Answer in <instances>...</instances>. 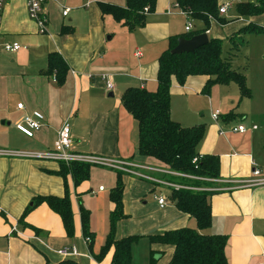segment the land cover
<instances>
[{
    "label": "crops",
    "instance_id": "obj_1",
    "mask_svg": "<svg viewBox=\"0 0 264 264\" xmlns=\"http://www.w3.org/2000/svg\"><path fill=\"white\" fill-rule=\"evenodd\" d=\"M61 1L50 0L44 5L47 34L41 36L28 18L27 0H7L3 6L0 151L30 155L52 151L62 123L68 121L75 153L161 168L158 162L137 155V123L122 107L120 99L130 87L154 91L158 58L167 50L168 40L190 34L184 31L187 22H204L182 16L179 10L173 12L174 0H156L154 10L145 14L144 25L128 30L110 15H102L99 8L100 4L125 8L126 0H79L71 3V8L63 7ZM223 4L218 0V7ZM63 9H69L66 17L62 16ZM192 27L191 33L200 35L204 31L201 30L203 25L198 29L193 23ZM62 29L66 30L65 34L61 33ZM206 35L209 39V30ZM5 44H18L21 50L6 53L3 51ZM54 52L68 67L62 87L46 74L47 57ZM208 79L191 76L182 86L172 79L170 88L171 119L173 100L177 99L185 116L176 123L185 128L204 125L206 132L199 145V154L219 159V178L201 187L212 194L209 198L211 227L204 233L227 237L224 250L227 264H264V183L261 184L264 171L260 160L255 158L252 145L257 129L246 127L248 131L243 135L229 132L230 127L238 124L225 120L226 115L232 113L241 117H237L239 121L244 119L232 108L233 100L240 99L239 91L236 94L230 91L220 98H216V90L203 95L201 90ZM106 80L113 85L111 92L105 89ZM229 85H215L212 89L229 88ZM195 99L204 101V106L207 104L210 115L219 111L220 118L222 112L225 113L221 123L217 124L219 119L214 122L210 117L214 124L206 127L200 119L202 115L197 118V111L187 114V103ZM18 104L23 105V111L17 109ZM33 112L41 113L44 120L29 139L21 135L15 125ZM221 131L223 135H219ZM59 165L35 158L0 157V264H109L112 251L101 263L90 255L82 233L80 209L89 215V230L95 237L92 251L98 254L109 232V215L113 210L109 193L115 186L117 170L106 172L107 168L99 167L111 176L108 195L101 185L94 189L91 169L89 181L77 189L71 176H67L74 224L72 239L66 236L59 216L44 203L20 223L23 212L32 206L34 198L64 197L63 180L56 175ZM253 169L259 171L258 176L252 175ZM153 177L165 179L161 174ZM123 183V208L128 217L119 221L116 240L129 235L146 239L170 230L196 228L194 219L175 208L169 199L170 192L166 194L160 186L125 174ZM100 187L103 191L98 190ZM87 196L91 200L85 206L83 199ZM159 196L168 200L163 208L157 203ZM148 245V252L155 254L157 262L162 260L159 264L169 262L172 247L150 245L149 242ZM66 247H74L78 255L64 258L56 253ZM144 257V264H147L148 255L145 253Z\"/></svg>",
    "mask_w": 264,
    "mask_h": 264
},
{
    "label": "trees",
    "instance_id": "obj_2",
    "mask_svg": "<svg viewBox=\"0 0 264 264\" xmlns=\"http://www.w3.org/2000/svg\"><path fill=\"white\" fill-rule=\"evenodd\" d=\"M179 7L192 19L201 20L209 29V17L216 19L220 25L224 20L217 15L218 0H174ZM156 0H126L125 8L100 4L102 15H110L117 23L123 24L128 30H133L144 25L145 14L154 10ZM235 9L241 16H254L263 12L264 0H255L252 4H236ZM65 34L66 30L62 29ZM246 33L264 34V29L254 28L250 25L241 29L228 42L230 49H237L236 39ZM199 33L183 35L181 39L189 40ZM180 37L168 40V48L158 58V71L156 75V89L148 91L140 88H127L121 96L122 107L132 116L137 123L138 145L137 155L158 162L166 171L187 175L196 180L174 178L165 176L164 181L181 187L196 188L197 190L170 189L169 199L175 208L194 219L196 228H181L166 231L158 235L147 236L150 245H162L173 248L172 256L167 264H227L225 246L227 237L223 235H208L204 232L211 227L210 192L201 188L200 179L212 181L219 178V159L214 155H200L199 145L204 139L206 128L196 125L185 128L174 122L170 115V88L174 79L180 86L191 76H205L208 81L201 90V94L209 95L215 85L235 84L239 91L240 99L251 98L250 89L247 87L246 77L231 68L232 58L224 57L222 41L209 38L208 43L192 54L172 55L170 52L177 45ZM229 54V52L227 53ZM228 56V55H226ZM68 67L58 53H50L47 57L46 74L55 84L62 87L65 83ZM236 114H228L225 120H236ZM241 118V117H240ZM196 159L195 162L193 160ZM92 166L73 163L68 167L59 165L56 175L63 180L65 194L61 199L54 197H36L32 206L23 212L20 223L39 204H46L49 209L59 216L68 238L74 237L73 214L67 176H71L73 186L77 189L89 181ZM116 182L109 193V201L113 210L109 215V232L98 254H93L92 247L94 234L89 230V215L80 209L82 233L89 239L88 250L94 261L101 263L112 251L109 264H132V246L139 239L136 236L120 240L115 238V228L119 221L126 218L123 212L124 183L121 172L115 171ZM75 264V263H71ZM149 264H157L154 253H150Z\"/></svg>",
    "mask_w": 264,
    "mask_h": 264
},
{
    "label": "rangeland",
    "instance_id": "obj_3",
    "mask_svg": "<svg viewBox=\"0 0 264 264\" xmlns=\"http://www.w3.org/2000/svg\"><path fill=\"white\" fill-rule=\"evenodd\" d=\"M229 1H232L233 4H232V7L228 10V12L222 18L224 20V25H222L223 27L217 24L218 23L217 21L213 22L212 20H209V29H208L210 31L209 38L211 39L216 38L222 41L224 57L231 56L232 58L231 68L235 71H238L244 74L246 77V83H247V87L250 89L251 98L239 99L238 97L235 100H233L232 102L233 110H235V112H238L239 114H242L244 116V119L242 121H239L240 119L238 120L237 118L236 120L232 122V124L233 125L243 124L248 128L252 126L256 127L257 132L255 133V137H254L255 141L253 142L252 145H253L254 152H255V158L260 160L262 164L261 169L264 171V34L257 35L253 33L251 34L246 33V34L240 35L242 39L235 40V42L238 45L236 50L230 49L232 48V45L230 44V42H228V40L231 37H233L236 33H238L241 29H243L244 27L248 25L254 28L264 29V10L262 13L258 15L241 16L240 14L237 13L235 9L236 4H252L254 3L255 0H219L220 3H229ZM78 2L79 0H62L61 1V3L63 4V7H69V8H71L70 6L71 3H78ZM173 5H172V11L178 12L177 9L173 8ZM211 18L212 17H209L208 19H211ZM193 23H195V26L197 28L203 25V29L201 30H205L206 28L204 23L199 24L198 22H194V21ZM228 52L229 54H227ZM214 91L216 92V98H220L222 94L224 95V94L230 93V91H231V94H233V92H235L236 94L238 92V88L236 87V85L230 84L229 88L218 86L211 90V92H214ZM187 104H188L187 109H186L187 114H190L191 111H193L192 114L194 113V111H197V118L199 115H202L200 119L202 123H205L206 127L208 125H212L213 122L210 119V110L207 104L205 106L203 105L204 101L195 99V102L190 101ZM228 105L231 106V104H228ZM223 115H225V113L222 112L221 117H223ZM183 116H185L184 109L182 108V106H178L177 99H174L173 109H172V117L174 120L173 119L172 120L174 122L181 121L183 119L182 118ZM221 117L219 118L217 124L221 123V120H222ZM122 163H124L125 165H122L121 168L128 170V171H138L137 169L131 166L134 163H129V162H122ZM102 169L101 168L99 169V167L91 168V173L93 177L92 183H94L93 185H94L95 190L97 189L99 185L103 186L106 189V195H108L109 178L111 176L109 177L108 173L106 172L113 171V170L105 169L106 172H103ZM119 172L125 175H130L124 171H119ZM142 174L149 178L150 177L154 178L153 175L157 173L148 172V173H142ZM162 176H167V175H162ZM167 177H171V176H167ZM135 178H138V177H135ZM143 181L148 182L147 180H143ZM209 181H202L204 182L202 184H205L206 182H209ZM157 186H160V188H162L166 194H169L168 192H170V187H166L163 185H157ZM198 189L205 190L204 188H198ZM133 195H135V190H133ZM89 200H91V198L88 196L83 199L85 206L90 204ZM123 212L126 215L124 208H123ZM127 217L128 216L126 215L125 219H127ZM118 223L115 228V234L117 232ZM130 236H133V235H129L128 237ZM138 238L140 240L138 239L139 241L137 240L138 242H136L132 246V249H131L132 264H144L145 263V257H144L145 253L148 255L147 264H149L150 252H148L149 251L148 242L146 241L145 237H138ZM161 262L162 260L157 263L159 264Z\"/></svg>",
    "mask_w": 264,
    "mask_h": 264
},
{
    "label": "built area",
    "instance_id": "obj_4",
    "mask_svg": "<svg viewBox=\"0 0 264 264\" xmlns=\"http://www.w3.org/2000/svg\"><path fill=\"white\" fill-rule=\"evenodd\" d=\"M7 0H0V24H1V13L3 10V6ZM50 0H27L26 2V9H27V15L28 18L36 25L37 27V33L40 35H45L47 34V16L46 13L44 12V5ZM232 7V2L225 3L221 6L218 7L217 9V15L218 16H223L225 15L228 10ZM173 8L177 9L180 11V14L182 16H185L189 18L177 3L174 2ZM148 8H145L143 10L144 14H147ZM69 13V9H63L62 11V16L66 17L67 14ZM193 30L191 22H187L184 31L185 33H191ZM21 50V46L18 44H5L3 46V51L6 53H16ZM54 81V78H52ZM105 89L107 92H111L113 90V85L109 80L105 81ZM17 109L23 111V105L18 104ZM219 111H214L211 113L210 117L211 119L216 122L219 119ZM44 118L43 115L39 112H33L30 115H25L16 125L15 128L16 130L23 135L26 138H33L34 133L38 131L43 122ZM252 130H256V127L253 126ZM248 129L246 126L242 124H238L236 126L230 127L229 132L232 134H239L243 135L247 133ZM224 132H219V135H223ZM0 157H22V158H35V159H40V160H48V161H53L57 162L59 164H64L65 166H69L70 164L77 163V164H84V165H89L92 167H101V168H107V169H112V170H117V171H124L132 176L138 177V179H143L147 180L149 183L152 184H157V185H163L166 187H170V189H185V190H197L196 188H189V187H181L178 185H173L165 182L164 180L161 179H156V178H149L145 175H143V172H152V173H157L161 175H167L171 176L174 178H183V179H191V180H196L193 177L187 176V175H180L177 173H172L169 171L164 170L163 168H149V167H143L139 166L136 164L131 165L138 171H128L123 168H121L122 165H125L122 163V161H113V160H108L96 156H91V155H84V154H78L73 151V140L71 136V128L68 123V121H64L57 133V138L54 143V147L52 151L45 152V153H36V154H27V153H22V152H7V151H0ZM196 159L193 160L195 162ZM253 176H258L259 171L253 169L252 171ZM200 181H207L200 179ZM264 182H261L263 184ZM99 191H103V188L100 187L98 189ZM157 203L160 208H163L165 205L168 204V200L165 197H157L156 198ZM12 232H15L13 229ZM85 244L89 242V239L87 237L84 238ZM59 256L68 258V257H73L77 256V251L74 247H66L63 249H60L56 252Z\"/></svg>",
    "mask_w": 264,
    "mask_h": 264
},
{
    "label": "water",
    "instance_id": "obj_5",
    "mask_svg": "<svg viewBox=\"0 0 264 264\" xmlns=\"http://www.w3.org/2000/svg\"><path fill=\"white\" fill-rule=\"evenodd\" d=\"M208 41L206 34L196 35L189 40L180 38L177 40V45L170 53L172 55L192 54L200 47L206 45Z\"/></svg>",
    "mask_w": 264,
    "mask_h": 264
}]
</instances>
